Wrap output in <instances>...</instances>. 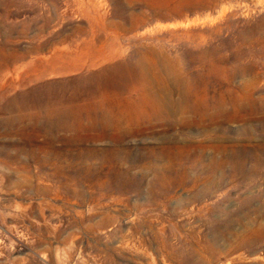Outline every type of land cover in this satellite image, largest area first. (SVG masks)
Masks as SVG:
<instances>
[{"label":"rangeland","instance_id":"1","mask_svg":"<svg viewBox=\"0 0 264 264\" xmlns=\"http://www.w3.org/2000/svg\"><path fill=\"white\" fill-rule=\"evenodd\" d=\"M0 264H264V0H0Z\"/></svg>","mask_w":264,"mask_h":264},{"label":"bare ground","instance_id":"2","mask_svg":"<svg viewBox=\"0 0 264 264\" xmlns=\"http://www.w3.org/2000/svg\"><path fill=\"white\" fill-rule=\"evenodd\" d=\"M159 102H160V101H159ZM154 103H155V101H154ZM148 104H149V102H148ZM160 104H161V103H160ZM147 106H148V105H147ZM151 106L153 107V105H151ZM158 107H159V106H158V103L155 104L154 107H153V109H155V111H154V110H153V111H154L155 113L157 112V113L160 115L162 112L158 111ZM167 108H168V107H167ZM160 110H161V109H160ZM138 111H139V110H138ZM144 112H145V111H144ZM144 112H143V113H144ZM143 115H144V114H143ZM144 116H145V115H144ZM153 116H154V114H153ZM172 116H173V115H172ZM156 118H157V117H156ZM143 119H144V118H143ZM157 119H158V118H157ZM167 119H168V118H167ZM83 120H84V119H83ZM152 120H153V119H152ZM138 121H139V120H138ZM162 121H163V120H162ZM94 122H95V121H94ZM153 122H154V121H153ZM139 123H140V122H139ZM156 123H157V122H156ZM80 124H81V123H80ZM151 124H152V123H151ZM151 124H150V126H151ZM159 124H160V123H159ZM67 125H68V124H67ZM67 125H66V126H67ZM144 125H145V124H144ZM148 126H149V125H148ZM163 126H164V125H162V127H163ZM62 127H63V125H62ZM67 127H68V126H67ZM160 127H161V125H160ZM149 128H150V127H149ZM152 128H153V127H152ZM70 130H71V129H70ZM125 136H126V135H125ZM122 144H123V143H122Z\"/></svg>","mask_w":264,"mask_h":264}]
</instances>
